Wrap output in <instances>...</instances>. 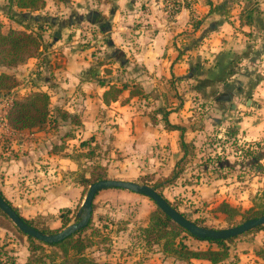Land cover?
<instances>
[{
	"label": "crops",
	"instance_id": "crops-1",
	"mask_svg": "<svg viewBox=\"0 0 264 264\" xmlns=\"http://www.w3.org/2000/svg\"><path fill=\"white\" fill-rule=\"evenodd\" d=\"M44 1V10L51 7L69 16L46 18L50 27L64 29L53 31L57 42L51 45L60 46L61 65H53L39 89L32 90L46 93L56 103L54 111L75 115L79 124L62 122L73 125L71 135L59 134L66 141L63 147L51 132L24 131L10 157L0 161V193L21 217L49 215L57 228L62 210L74 212L83 190L72 177L80 168L71 149L78 144L79 153L85 152L80 144L88 139L86 145L102 150L98 163L108 179L129 181L132 175L173 171L183 155L180 137L194 145L193 137L186 141L188 134L196 140L210 126L208 119L199 124L195 117L192 125L184 106L175 103H233V112L245 103L240 133L246 140L264 139V0H188L174 16L166 10L168 0ZM30 13L23 14V22L32 18L39 23L40 17ZM27 24L16 27L32 33ZM87 26L102 39L99 52L75 49L78 35H89L82 31ZM40 31L46 34L49 28ZM39 63L30 58L16 72L40 71ZM110 86L123 88L117 100L105 104L103 93ZM165 122L175 128H166ZM179 152L168 168V159ZM111 192L141 196L99 191L90 221L96 203L105 206ZM252 245L238 254L237 264H264V231L253 233ZM194 264L210 263L194 259Z\"/></svg>",
	"mask_w": 264,
	"mask_h": 264
},
{
	"label": "rangeland",
	"instance_id": "rangeland-1",
	"mask_svg": "<svg viewBox=\"0 0 264 264\" xmlns=\"http://www.w3.org/2000/svg\"><path fill=\"white\" fill-rule=\"evenodd\" d=\"M26 12L10 5L7 0H0V31L6 33L11 29L19 30L16 26L28 23L25 25L27 30L38 35L40 39L41 50L39 49L34 58H38L39 64L42 66L40 71L28 68V71L19 73L16 72V69L24 64L15 67L0 65V74H7L15 79V88H17L12 90L13 92L9 93L8 97L2 96L5 91H0V161L10 157L11 147L14 149L17 139H20V134L24 132L11 129L7 123L6 115L11 101L15 98L20 100L38 92L36 89L32 90V87L35 86L39 89V84L52 73L53 65H61L57 61V56L61 54L60 46L51 47V45L57 42L54 39L53 31L63 32L64 29L61 26L50 27L47 25L46 18L49 15H55L62 20L64 16L67 19L69 14L65 13L64 15L63 11L51 7L47 10L43 8L30 13L31 17L33 15L40 17L39 23L35 24L32 18L23 22V14ZM42 27H48L49 31L46 34L42 33L40 31ZM82 31L89 35L85 38V34L83 36L80 33L78 35L80 42L75 44V49H79L81 46L92 47V53L99 52V47L103 46V43H100L102 39L98 33L92 31L88 26ZM82 37L83 41H81ZM105 51L108 50L105 48ZM262 72L264 74V71ZM175 104L184 106L185 115H189V119L193 122L192 125H194L195 117L199 124L208 119L210 126L207 129H202L203 133L196 140H194L193 134H188L186 141L193 137L194 145L188 144L185 154L181 156L180 152L177 153L173 156V161L168 159L167 165L168 168H171L181 156L175 163L173 171L168 173L167 169L160 174L146 173L136 179L132 175L128 180L150 187L161 180H169L163 187H157L158 192L174 209L199 226L225 229L239 225L248 219L260 217L253 215H257L264 209V139L259 142L249 138L246 140L243 133H240L239 128L242 126L238 124V121L241 118L240 111H245V103H238L239 110L236 112L231 109L233 103ZM55 106L54 100L49 101L48 123L45 124L42 131L51 132L57 141L60 140V147H63L66 141L63 135L60 137L59 134L71 135L69 127H73V125H69V127L62 125V122L71 120L58 118L57 111L53 109ZM210 106L214 109L211 110ZM56 117L59 119L58 123L55 120ZM213 117H216L221 123L212 122ZM89 141L90 139L85 142ZM76 146L71 149V153L72 158L79 163L80 170L72 175L73 179L77 182L83 176L94 179L96 174L91 172L101 167L98 161L102 158V150L101 152L96 151L95 149L98 150V148L89 144L84 146L85 152L79 153ZM11 152L13 153V150ZM4 153H8V156H4ZM172 172L177 175L175 180H171ZM82 190L74 212L70 211L69 222L66 226L77 221L75 213L83 202L88 186L82 187ZM125 193L111 192V195L106 198L108 201L105 206L99 205L100 203L97 202L94 221H91L88 229L79 235L85 245L83 255L97 263L194 264V259L183 262L175 259L170 252H164V244L166 241L172 240L175 234L177 237L173 240L174 243H182L190 251L204 250L207 247L216 251L223 248L226 251V256L219 264H237L238 254L247 252L253 247V233L257 231L252 233L249 231L232 238L220 248L208 242L201 243V240L194 239L184 232L179 233L177 229L174 230L175 228H163L152 217V213L156 210V205L152 201L137 195L131 198V196H125ZM139 199H143L145 204ZM223 202L235 208L238 214L227 217L218 212L217 208ZM26 220L36 228L51 229L52 233L60 232L66 227L61 225L56 228L53 218L49 215L28 217ZM261 230L264 231V226ZM30 249L27 236L21 233L8 218L0 215V264H38L34 263V260L39 258L42 253L49 255L55 251V249L44 247L42 253L40 250L35 251L32 258ZM30 257L31 261L28 262ZM57 258H61L60 253Z\"/></svg>",
	"mask_w": 264,
	"mask_h": 264
},
{
	"label": "trees",
	"instance_id": "trees-1",
	"mask_svg": "<svg viewBox=\"0 0 264 264\" xmlns=\"http://www.w3.org/2000/svg\"><path fill=\"white\" fill-rule=\"evenodd\" d=\"M8 3L16 8L27 11V12H36L44 8V0H7ZM40 49V39L38 35H34L31 32H27L26 30H8L6 33H2L0 31V65L4 67H15L20 64H25L28 59L34 58L37 52ZM5 83V84H3ZM16 87L15 79L11 78L7 74H0V91H5L2 93V96H8L9 93ZM123 88V87H122ZM122 88H117L115 86H110L109 89L103 93V101L105 104H108L109 101L117 100L118 96L121 93ZM49 96L41 91L34 92L30 96L25 97L23 99H13L11 101V106L7 112L6 120L11 129L15 131H28V132H39L42 131L45 124L48 123V115H49ZM57 116L61 120L69 119L73 124H79V121L75 115H70L66 112L57 111ZM57 120V117L55 118ZM166 128L172 129L175 127L170 126L167 122H165ZM181 130V129H179ZM92 139H90L91 141ZM81 146H85L86 142H82ZM180 148L182 149L183 155L185 154V149L187 144H185L180 137ZM96 169V168H95ZM92 174H96L94 179H88L87 177H82L78 182L83 188L89 186L92 182L107 179L106 173L103 167L97 168L95 171L91 172ZM90 173V174H91ZM172 179H176L177 175L175 172H172ZM169 180H161L156 185L151 186L156 190V192L163 198V196L158 192L157 187H163ZM0 197L4 199L2 194L0 193ZM5 200V199H4ZM6 203L10 206L11 204L5 200ZM169 203V202H168ZM170 204V203H169ZM92 204V210H93ZM12 209L19 215L17 209L12 207ZM218 212L225 214L227 217H233L238 214L235 208L231 207L227 203H221L218 208ZM70 210L66 209L60 212V222L62 227L66 226L69 222L70 218ZM0 215L7 218L1 211ZM264 209H262L256 216H263ZM19 217L31 227L41 231L45 234H55L52 233L51 229H39L33 226L29 221L24 219L19 215ZM152 217L163 228H175L180 232L187 233L184 229L176 225L172 222L166 215H164L157 207L155 212L152 213ZM91 221H89L88 225L75 232L70 237L65 240L56 243V244H44L39 241L34 240L33 238L27 237L30 242V253L33 258V254L35 251L43 252L44 247H49L57 250V252L52 251L49 255L42 253L39 258L34 260V263L38 264H113V263H97L96 261L89 259L88 257L83 255L85 245L82 239L79 238V235L84 233ZM195 223V222H194ZM196 224V223H195ZM198 225V224H197ZM263 226L257 227L250 231V233L261 230ZM178 234V232H177ZM188 234V233H187ZM26 236V235H25ZM191 236V235H190ZM176 234L173 236V239L170 241H166L164 244L165 251L170 252L172 256L180 261L187 262L192 259L197 260H205L210 264H219L225 259L226 251L222 248L220 250H213L211 248H207L206 250H194L190 251L186 248L182 243H174V239L176 238ZM194 238V237H193ZM195 239V238H194ZM232 239V238H231ZM228 240H204L210 244H214L218 247H222L223 244ZM198 240V239H197ZM170 250V251H167ZM61 254V258L58 259L57 255ZM31 257L28 259V262L31 261Z\"/></svg>",
	"mask_w": 264,
	"mask_h": 264
},
{
	"label": "water",
	"instance_id": "water-1",
	"mask_svg": "<svg viewBox=\"0 0 264 264\" xmlns=\"http://www.w3.org/2000/svg\"><path fill=\"white\" fill-rule=\"evenodd\" d=\"M120 189L129 191L148 198L156 207L166 215L172 222L184 229L189 235L198 240H228L245 234L257 227L264 226V215L248 219L239 225L225 228L212 229L195 224L185 218L174 209L167 200L162 198L154 188L130 181L101 179L91 183L84 196L83 202L77 211L75 218L77 221L66 226L55 234H45L25 223L19 215L10 207L4 199L0 197V211L13 223V225L27 237L33 238L44 244H56L73 235L80 229L85 228L92 215V202L94 196L102 190Z\"/></svg>",
	"mask_w": 264,
	"mask_h": 264
},
{
	"label": "built area",
	"instance_id": "built-area-1",
	"mask_svg": "<svg viewBox=\"0 0 264 264\" xmlns=\"http://www.w3.org/2000/svg\"><path fill=\"white\" fill-rule=\"evenodd\" d=\"M188 0H168L166 10L169 15L174 16L180 11Z\"/></svg>",
	"mask_w": 264,
	"mask_h": 264
}]
</instances>
